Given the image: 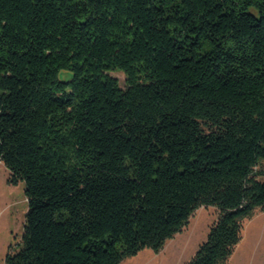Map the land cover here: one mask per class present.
I'll return each mask as SVG.
<instances>
[{
	"label": "trees",
	"instance_id": "16d2710c",
	"mask_svg": "<svg viewBox=\"0 0 264 264\" xmlns=\"http://www.w3.org/2000/svg\"><path fill=\"white\" fill-rule=\"evenodd\" d=\"M0 161L6 264H122L201 206L186 264H226L264 209V0H0Z\"/></svg>",
	"mask_w": 264,
	"mask_h": 264
},
{
	"label": "rangeland",
	"instance_id": "374dc122",
	"mask_svg": "<svg viewBox=\"0 0 264 264\" xmlns=\"http://www.w3.org/2000/svg\"><path fill=\"white\" fill-rule=\"evenodd\" d=\"M71 73L70 70H61L59 77L65 78ZM110 73L123 87L126 86L124 72L115 70ZM9 177V169L0 161V264H6L7 254L21 242L28 211L24 181L11 184ZM219 215L220 211L215 206L199 207L188 224L168 239L159 252L145 248L126 258L122 264H186L207 239ZM226 264H264V209H257L253 217L244 221L242 239Z\"/></svg>",
	"mask_w": 264,
	"mask_h": 264
}]
</instances>
